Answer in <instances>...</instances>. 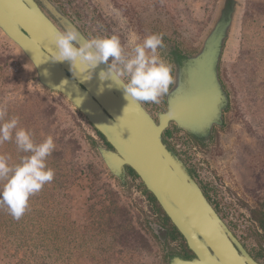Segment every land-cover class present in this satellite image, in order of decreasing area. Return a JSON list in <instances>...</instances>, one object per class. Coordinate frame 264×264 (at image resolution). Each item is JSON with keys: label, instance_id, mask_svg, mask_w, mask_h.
Returning <instances> with one entry per match:
<instances>
[{"label": "rangeland", "instance_id": "374dc122", "mask_svg": "<svg viewBox=\"0 0 264 264\" xmlns=\"http://www.w3.org/2000/svg\"><path fill=\"white\" fill-rule=\"evenodd\" d=\"M54 1L89 38L116 35L131 53L151 34L177 37L181 46L198 49L221 0ZM221 78L231 109L218 159L196 151L188 134L175 128L166 137L177 139L179 154L220 216L264 264L248 217L251 200L264 191V0H241ZM165 97L144 104L155 115L165 110ZM0 105L33 131L37 143L51 135L56 145L47 160L55 177L30 198L25 227L0 233V264H163L166 239L155 226L172 232V224L160 206L134 175L126 184L110 177L96 153L105 141L61 96L34 85L29 65L1 35ZM5 153L10 164L27 155L14 141L0 145V154ZM172 238L166 246L178 255L185 243Z\"/></svg>", "mask_w": 264, "mask_h": 264}, {"label": "water", "instance_id": "95a60500", "mask_svg": "<svg viewBox=\"0 0 264 264\" xmlns=\"http://www.w3.org/2000/svg\"><path fill=\"white\" fill-rule=\"evenodd\" d=\"M240 9L241 0L219 2L197 51L175 67L165 110L154 115L143 102L126 100L111 81H100L105 64L85 81L74 74L70 62L51 59L55 31L74 26L89 39L54 0H0V35L27 62L34 85L61 96L104 138L107 146L97 145L96 153L105 171L118 183H125L132 171L193 255L190 259L176 255L167 264H261L165 140L171 128L197 138H208L221 128L231 103L221 67L234 40ZM160 239L165 241V235Z\"/></svg>", "mask_w": 264, "mask_h": 264}, {"label": "clouds", "instance_id": "9594fccd", "mask_svg": "<svg viewBox=\"0 0 264 264\" xmlns=\"http://www.w3.org/2000/svg\"><path fill=\"white\" fill-rule=\"evenodd\" d=\"M52 44L55 50L50 49L51 59L70 62L74 74L82 80H90L95 69L105 64L106 70L99 72L100 81H111L120 87L128 101L131 98L159 104L174 83V66L159 52L164 47L161 34L146 36L129 53L116 35L84 39L76 27L70 26L55 31ZM9 141L27 154L16 164H10L8 154H0V205L18 220L28 210L30 198L53 181L55 170L48 167L47 160L56 145L51 135L37 143L33 131L21 127L18 116L9 118L7 107L0 105V145Z\"/></svg>", "mask_w": 264, "mask_h": 264}, {"label": "flooded vegetation", "instance_id": "af4514ba", "mask_svg": "<svg viewBox=\"0 0 264 264\" xmlns=\"http://www.w3.org/2000/svg\"><path fill=\"white\" fill-rule=\"evenodd\" d=\"M163 44H164V47L162 49H159V52L165 60H167L168 62H170L174 66L172 75H174L175 67L178 65H181L182 62L184 60L188 59L192 54H194L196 52V49H197V47L188 48V47L181 46L180 42H179V38H177V37H167L165 40H163ZM230 109H231V103H230L229 108L227 109L226 116L224 117V121H223L221 128L215 129L213 131V133L208 138H197V137H193V136L188 135V137L191 140V143L194 146V149L196 151L202 152L207 157L208 156H210V157L216 156L215 158L218 159L217 155L219 153H221V149L223 148L224 139H226L229 135L230 126H229V122H228V114L230 112ZM167 132H166V134H167ZM166 134H165V140H166V143L168 144L169 148L171 150H173L178 156L181 157V155L179 154V151L177 150L178 149L177 148L178 147L177 146V143H178L177 139L176 140L173 139L170 141L169 139H167ZM174 136H176V134ZM185 164H186L188 170L190 171V173L192 174V176L194 177L193 172H192V168L190 167V165L187 164L186 162H185ZM130 174L131 173L128 172L125 184H126V182H128V179L130 180ZM202 189H203L205 195L208 197V199L212 203V205L214 206V208L216 209V211L218 212V209L216 208V206L211 201L207 191L203 187H202ZM250 206H251V210L248 211V217L250 219V225L256 230V233H257L256 235L259 239V243L256 244V247H257V245H259L258 248H260L261 250L264 251V191H262V192L259 191L255 194V196L251 200ZM152 224L153 223H150V225H152ZM159 226L163 230V231L162 230H159V231H161V233L164 234L166 237V242H165V244H163L164 257L162 259L163 264H166L170 259H172L174 256H176V254L174 251H172L170 249V247L166 246L168 239L171 237V230H169L167 227H165L161 224ZM258 239H257V241H258ZM191 255H192V253H191ZM192 256L190 258H192ZM252 257L256 261H258L259 263L263 264L257 258H255V256L252 255ZM190 258H186V259H190Z\"/></svg>", "mask_w": 264, "mask_h": 264}, {"label": "trees", "instance_id": "16d2710c", "mask_svg": "<svg viewBox=\"0 0 264 264\" xmlns=\"http://www.w3.org/2000/svg\"><path fill=\"white\" fill-rule=\"evenodd\" d=\"M98 134V133H97ZM103 140H104V138L100 135V134H98ZM130 173L132 174V175H134L136 178H138L132 171H130ZM149 198L151 199V200H153L154 202L156 201L154 198H153V196L152 195H150L149 194ZM160 208V207H159ZM161 209V208H160ZM28 211L29 210H27L26 212H25V214L20 218V219H15V218H13V216L9 213V211L7 210V208L4 206L3 208L2 207H0V228L2 229V232H0V233H10V234H12L14 231V228L16 227V228H19L20 226H22V225H24V223H25V218L28 216V215H30V213H28ZM163 213V212H162ZM164 214V213H163ZM165 219L167 220V221H169V219L165 216ZM26 222H27V220H26ZM170 222V221H169ZM172 226V232H171V236L173 237L172 238V240L173 241H178V239H182V237L180 236V234L176 231V229L173 227V225H171ZM22 227H25V226H22ZM22 227H20V229L22 228ZM23 230V229H22ZM182 241H183V243H185L184 242V240L182 239ZM180 247H181V252L180 253H178V255H182L183 257H185V258H190L192 255H191V252L187 249V247H186V244H184V246L182 247L181 245H180Z\"/></svg>", "mask_w": 264, "mask_h": 264}]
</instances>
